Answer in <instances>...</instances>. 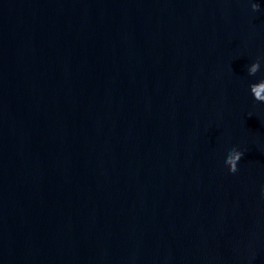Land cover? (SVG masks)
<instances>
[{
    "label": "water",
    "instance_id": "1",
    "mask_svg": "<svg viewBox=\"0 0 264 264\" xmlns=\"http://www.w3.org/2000/svg\"><path fill=\"white\" fill-rule=\"evenodd\" d=\"M253 95L264 0H0V264H264Z\"/></svg>",
    "mask_w": 264,
    "mask_h": 264
},
{
    "label": "clouds",
    "instance_id": "2",
    "mask_svg": "<svg viewBox=\"0 0 264 264\" xmlns=\"http://www.w3.org/2000/svg\"><path fill=\"white\" fill-rule=\"evenodd\" d=\"M260 7V0H251V8L257 9ZM262 61L258 58L255 62H252L247 67L248 75L252 76L255 75L258 71L261 70ZM255 101L264 103V96H261L259 100L253 95ZM244 155L243 151L238 150L236 147H232L229 149V160L230 166H228V171L231 173H236L238 171V162L240 161L241 157Z\"/></svg>",
    "mask_w": 264,
    "mask_h": 264
}]
</instances>
